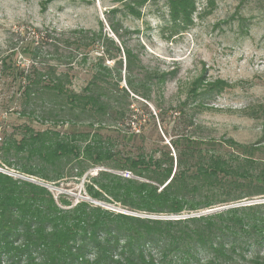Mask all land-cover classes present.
Returning <instances> with one entry per match:
<instances>
[{
    "label": "trees",
    "instance_id": "1",
    "mask_svg": "<svg viewBox=\"0 0 264 264\" xmlns=\"http://www.w3.org/2000/svg\"><path fill=\"white\" fill-rule=\"evenodd\" d=\"M120 1L140 16L149 0ZM166 1L173 21L188 22L197 9V0ZM109 21L118 40L102 23L98 30H53L21 46L28 68L12 64V56L4 62L28 121L0 146L5 165L25 176L0 171V264H264V201L243 203L264 197L255 149L227 138L221 152L220 142L197 137L188 125L171 143L175 154L143 144L139 150L138 135L123 134L119 124L131 126L133 100H152L173 72L147 67L123 38L131 30ZM76 64L93 68L80 91L72 88ZM69 122L73 130L58 129ZM70 177H85L88 198L74 203L54 193L51 186Z\"/></svg>",
    "mask_w": 264,
    "mask_h": 264
},
{
    "label": "rangeland",
    "instance_id": "2",
    "mask_svg": "<svg viewBox=\"0 0 264 264\" xmlns=\"http://www.w3.org/2000/svg\"><path fill=\"white\" fill-rule=\"evenodd\" d=\"M196 5L191 20L183 23L171 19L166 0H149L140 8V16L126 11L120 0H0V146L7 134L16 133L18 126L28 121L19 114L21 104L15 97L19 96L20 85L8 73L10 67L5 60L9 62L12 56V64L28 68L30 60L21 52V46L31 42L34 35L38 42L37 35L53 30H98L102 23L104 31L118 40L109 25L112 20L131 30L122 31L123 38L140 51L147 67L173 72L152 100H133L136 114L131 126L119 124L123 134L134 131L138 135L133 142L138 143L139 150L143 144L145 151L158 150L161 154L170 149L175 154L171 143L189 125L187 129L197 137L220 142L221 152L225 149L222 140L227 138L253 147V160L264 166V0H215L213 4L197 0ZM115 9L117 13H111ZM98 53V49L92 53V61ZM92 72L91 64H76L72 88L82 90ZM33 124L53 126L36 121ZM74 127L69 122L58 129L71 131ZM103 132L120 140L112 129ZM120 142L125 147L126 140ZM1 154L0 150V171L25 177L6 166ZM101 169L97 167L91 173ZM86 182L85 177H70L51 189L76 203L88 198ZM259 199L264 197L243 203ZM95 203L128 212L120 203Z\"/></svg>",
    "mask_w": 264,
    "mask_h": 264
},
{
    "label": "water",
    "instance_id": "3",
    "mask_svg": "<svg viewBox=\"0 0 264 264\" xmlns=\"http://www.w3.org/2000/svg\"><path fill=\"white\" fill-rule=\"evenodd\" d=\"M32 181H34V179H32ZM256 202H260V201H264V199H259V200H255ZM228 207V206H227ZM227 207H221V208H218V207H216V208H212V209H209V210H205V211H203V212H201L202 214H205V213H210V212H214V211H218V210H221V209H225V208H227ZM174 217H179V216H174Z\"/></svg>",
    "mask_w": 264,
    "mask_h": 264
},
{
    "label": "built area",
    "instance_id": "4",
    "mask_svg": "<svg viewBox=\"0 0 264 264\" xmlns=\"http://www.w3.org/2000/svg\"><path fill=\"white\" fill-rule=\"evenodd\" d=\"M123 175L125 176V172L123 173Z\"/></svg>",
    "mask_w": 264,
    "mask_h": 264
}]
</instances>
